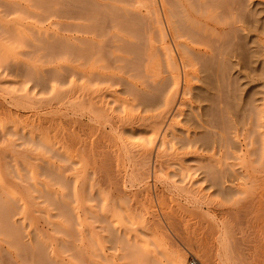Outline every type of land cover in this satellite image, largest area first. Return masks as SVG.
<instances>
[{
    "label": "rangeland",
    "instance_id": "1",
    "mask_svg": "<svg viewBox=\"0 0 264 264\" xmlns=\"http://www.w3.org/2000/svg\"><path fill=\"white\" fill-rule=\"evenodd\" d=\"M140 1L143 3L142 0H0V170L6 186L5 189L0 186V196L5 201L0 200V211L8 209L6 213L10 217H0V222H3L0 225L7 224L2 227L4 231L11 228L12 233L9 230L8 235L15 233V237L24 239L20 237L22 241H19L14 236L0 235V264H172L170 254L177 250L183 254L185 264H202L208 248L214 264H264V170L258 171L260 168H257L253 172L250 169L248 172L251 175L244 173L243 162L237 158H242L249 143L245 137L250 125L254 127V124L264 122V118L256 120L254 107L261 108V115L264 116V77L260 78L259 64L250 60V54L256 48V35L264 38L262 29L258 33L250 32L249 36L254 37V42L245 39L243 33L240 34L243 38L236 41L239 48L236 45L233 50L237 47L236 51L241 53L242 67H236L235 58L227 57L225 71L212 78V87L208 88L210 94L194 89L190 97L191 106L184 108L182 127L190 134L197 132L198 137L205 135L200 134L194 123L197 107H205L204 113H215L212 119L215 124L219 123V127L213 131H219L222 127L224 132L233 134L232 127L235 123L238 125L240 144L244 150L240 152L236 145L238 151L235 150L236 154L232 158L229 155L226 161L231 166L222 164L225 178L216 183L211 182L209 169L199 164H194L185 174L178 167H170L168 179L155 175L153 169L144 177H137V159L131 149L138 150V143L140 145L144 141V134H136L138 136L135 138L128 135L121 137L117 129L119 125L115 126L118 122H99L91 117L92 113L88 114L90 111L85 112L80 103L75 104L79 99L76 98V88L81 85L79 77L74 78L72 87L70 83H65V79L70 80L71 73L78 70L75 67L80 68L82 63L81 60L79 63L77 61L81 54V38L91 39V33L96 29L95 37L101 47L98 56L102 63L99 67L106 79L93 86L92 89L96 90L94 95L104 101L106 109L111 114L114 112L115 117H124L133 98L129 83L134 77L133 73H129L131 65L128 60H135L138 69L134 79L140 90H137V95L134 94L138 96L134 101L135 113L142 116L155 114V111L149 110V106L157 100L156 93L140 78L143 71L141 54H144V44L147 43L146 35L150 34L145 32L149 31L148 24L141 22L146 9ZM262 2L252 4L246 13L247 18L258 20L259 25L264 24V0ZM155 27L152 22L149 29L159 47ZM253 69H258V72ZM195 86L202 85L197 82ZM143 89L150 94L147 95ZM141 93L150 97L148 103H145L146 97L142 99ZM67 95L74 105H71ZM203 96L209 101L200 102L199 98ZM68 101L71 106L65 105V102L69 104ZM187 116H190L191 122ZM80 121L84 125L93 124L89 130L95 126L96 133L92 129L95 136H92V131L84 129L89 125H82L83 128L78 123ZM70 124H78L80 137L85 141L88 139V142H81L84 146H80L90 149L87 147V151L81 149L79 152L77 148L69 150L64 146V127ZM125 127L128 128V125ZM180 132L183 135L179 131L177 135L184 141L186 134ZM82 133L87 135L86 138ZM128 142L137 146L130 147ZM258 146L256 144L254 148L258 149ZM201 154L210 156L213 152L205 150ZM74 155L76 158L71 157ZM69 157L72 158L70 163L67 160ZM210 163L213 168L210 164L208 166L216 171V162ZM43 168L50 171L44 172ZM33 173L38 179H33ZM205 177L210 182L203 183L202 180L201 183L200 180ZM252 177L256 179L250 181ZM196 180L200 183L196 184ZM58 182L61 184L58 185ZM3 190L10 196L3 194ZM189 191L197 195L193 198ZM201 192L206 197H202ZM67 205L69 211L64 208ZM61 211L67 215L61 214ZM61 217H67L66 221ZM53 226L57 227L56 230ZM61 227H67L68 233L57 232L58 229L63 230ZM18 231L20 236L16 233ZM66 234L71 235L67 237ZM18 241L21 246L16 249ZM61 243L67 244L68 249ZM10 244L15 247L12 248ZM39 246L43 248H35ZM231 256L236 259L231 260Z\"/></svg>",
    "mask_w": 264,
    "mask_h": 264
},
{
    "label": "bare ground",
    "instance_id": "2",
    "mask_svg": "<svg viewBox=\"0 0 264 264\" xmlns=\"http://www.w3.org/2000/svg\"><path fill=\"white\" fill-rule=\"evenodd\" d=\"M142 1H143V3L140 1L141 2L140 4L143 5L142 7H144L146 9V14L143 17V20L141 18V22L143 21L144 24L146 22V24L149 25V26L147 25L149 31L145 30V32H149L150 34L146 35L147 36V43H145V44L143 43L145 46V50L143 49L144 54H141V55H143L141 57L142 58V65L141 66L143 68V71L141 72L140 78L143 79L144 82H146L149 85L150 90H152L153 92L155 91L154 93H156V96L153 94L157 99V100H154L155 101V102H153L154 105L152 103H151L152 105L149 104L150 106H152V107L149 106V110L155 111V114H153V115L149 114L146 116H144V115L142 116L140 114L135 113L134 101H135L136 97H138V96L135 97L134 94L137 95L136 92H138L140 90H138L139 84L134 79L136 77L135 72H136V69H138L137 68L138 66H136L137 64L135 63V60H132L133 58L131 59L132 60L131 62L128 60V62L131 65L129 73H133L132 76L134 77L131 81L129 80L130 81L129 88L131 90L130 92L132 93L133 98L131 100L130 108L128 110H125V112L123 114L124 117H119V116L117 117V115L115 117V115L113 114L114 112L111 114L109 112V110L106 109L107 106L106 107L104 106V103H103L104 101L102 102V100H100L99 98H98L99 99L98 100L97 97L94 95L96 90L94 91L92 88H94L93 86H96L97 84L101 83V81L104 78V75L101 72L100 67H99L100 63H102V60L98 56L99 50L101 49V47H100V43L96 40L97 39V37H95L96 36V33H95L96 29H94L93 27H92V29H94V30L91 33L93 37H91V39L88 37L81 38V44H80L81 45V54L79 56L80 58L77 60L78 63L80 62L79 60H81V62H82V63H80V68L75 67V68H78L77 71L71 70V71H74V73L72 72L73 74L70 72L72 75V76L71 75L70 76L72 78L70 77L71 79L70 78L69 79L71 81L68 80V78H67V81L65 79V83H70V85L72 87L75 84L74 78L79 77L78 80H79L81 85H79V84H77V85H79L78 88H82V89L79 90L78 88H76L78 90L76 98L77 99L79 98L78 99L79 101L76 99L77 102L74 101L75 104L77 105V103H80V105L82 107H84L83 109L85 110V112H86V110L90 111V112L87 111L88 114L92 113L93 115L91 114V117L98 119L99 122L102 120H104V122L110 121L111 123H112V121L114 122V120L116 122H118V123H115V122L114 123H115V126L117 124L119 125V126H117V129L120 130L121 137L128 135L131 138H135L136 136H138L136 134H141V133L144 134V141L140 145L138 143V146H139V148L137 147L138 150L133 149V148L131 149L132 150L131 153L134 155V158L137 159V160L134 159L135 161H137L136 163L138 166L137 177H139V178L144 177L145 175H147V173H149V171H151L153 169L152 171H153V173H155V175L159 174V175H162L163 177L165 176V178L168 179V169L170 167L171 168L172 167H178L179 170H181L182 173L185 174L187 171H190V169L192 167H194V164H199V165H202V168L207 167V169H209V172L211 175V178H210L211 182L216 183V182H218L219 179L221 180L222 178H225V177H223L222 164L225 163L226 167L231 166L226 162V161H228L227 159L229 158V155H231V158H232V155L236 154L235 150L240 149V152H242L244 150V149H242L243 147L240 144V139H239L240 134H238V125L236 123L234 124V126L232 125L233 126L232 127L233 134H231L230 132H227V133L224 132L223 130H221L222 127L219 128V131H213V129L215 130L217 128V126L219 127V125H218L219 123L215 124L216 122L212 119L215 117V116L213 117V114L215 115V113L213 111L212 112L209 111L207 113H204L203 108H205V107H203V108L197 107L196 108L197 115L195 116L194 112H192L193 115L195 116V117H193L194 123L196 124L195 126H197V128L201 131L200 134L208 136V138L205 136L204 137L203 136L198 137L197 132L190 134L189 132H186L182 127V122H183L182 117H184V115H185L184 108L187 105L191 106L192 103H191L190 97H191L192 91L194 89H196V90L201 89L205 93L208 92V88L212 87V84H213L212 78L216 77V75L219 72L221 73V71H225V69H226L225 68V66H226L225 59L227 57L230 56V57L235 58L236 59V62H235L236 67L237 66L242 67L243 60H242L241 55H240L241 53L239 54L236 51V49L238 47V44L236 43V41L239 40V38H243L242 35H240L242 33H243L245 39L250 40V41L252 40L253 42L255 41L252 39L254 37L249 36L251 31L254 33H258L262 29L263 30L262 32L264 33V24L259 25L258 20L251 21L250 18H247V16H246V13L248 12L247 10L249 9L248 7H250L252 4L256 5L257 2L259 3V2H262L263 0H142ZM152 22H154V24L156 25L154 30L156 31L158 38H159V47H157V45H156L157 43L153 37V33H152L151 29H149V27L152 26ZM244 33H246V34H244ZM86 34L87 33H85V35ZM145 34H147V33H145ZM258 35L259 34L256 35V38H257L256 48L251 52L250 60L253 61V63L259 64L258 67H259V70L262 74L260 78H262V77H264V38H261ZM158 38H157V40H158ZM236 45H237L236 49L233 50ZM231 48H232V50H230ZM82 60H84V62ZM142 68H140V69H142ZM70 69H73V68L71 67ZM253 70L258 72V69H256V70L253 69ZM33 71L34 70H32V72ZM32 72H30V73H32ZM75 72H76V74H75ZM70 73H68V74H70ZM165 73L168 74V76H165L166 75ZM223 73H225V72H223ZM54 79L56 80V78H54ZM104 79H106V78H104ZM110 79H112V78H110ZM197 82L201 83L202 86H195V83H197ZM77 85H75V86H77ZM129 88H127V90H129ZM142 88H144V87H142ZM82 90H83V93H80V92H82ZM215 91H217V90H215ZM70 92L71 91L69 89L68 93H70ZM100 92H102V91H100ZM141 92H142V89H141ZM143 92H146V94H147V90L145 91V89H143ZM79 94H81V95L79 96ZM97 94H99V93H97ZM146 94L144 96L141 93L142 99H143V97L145 99ZM149 94H147V95H149ZM128 95L130 96L131 94L129 93ZM141 95H140V97H141ZM68 97L69 96L67 95V99H68ZM149 98L150 97L148 96V98H147L148 100L146 99L145 103L149 102ZM68 100H70V99H68ZM199 100H200V102L209 101V99L207 97H204V96L200 97ZM70 102H71V105H74L73 101L70 100ZM70 102H69V104L65 102V105L67 104L68 106H71ZM140 103L143 104L142 102H140ZM252 103H253V101H252ZM76 105H75V107H76ZM255 105H256V103H255ZM78 107H79V105H78ZM254 107H255L256 120L257 119L259 120V118H264L263 114L261 115V113H262L261 108L259 109L257 106H254ZM81 112H82V110H81ZM141 113H144V112L142 111ZM121 114H122V112H121ZM257 115H258V117H257ZM222 116H224V115H222ZM253 117H254V115H253ZM188 118H186V119H188ZM215 120H217V119H215ZM189 121L191 122V119ZM254 121H255V119H254ZM71 122H73V121H71ZM78 123L80 124L82 122L80 121ZM192 123H193V120H192ZM223 123H222V125H223ZM73 124H75V123H73ZM73 124H70V126H68V127H66V126L64 127V129H65L63 132L64 133V136H63L64 137L63 138L64 139V146L69 150L77 148V150L79 152H81V149L83 151L86 149V151H87L88 146L82 148L80 145H82L83 140H84V143L88 142V139H87V141H85L84 138H81L80 136H82V135H79L80 132H78V130H80V129L77 128L78 124L75 125L76 127L72 126ZM84 124L85 123L80 124V125L81 126L83 125L86 127L89 125V124H86V125H84ZM107 124H109V123H107ZM80 125L78 127H80ZM91 125H93V124H91ZM91 125H89V128L88 127L84 128L83 126L82 127L84 129H86V130L88 129V131H90L89 129H90ZM125 125H128V128H126ZM224 125H226V124H224ZM253 126L254 127H251V125H250V128L248 130V135H247V137H245V140L247 138L249 139V143L247 144L248 146L246 145L245 153L242 155V158L237 156V158L243 162V166H244L243 169H245L244 173L245 172L249 173L248 171H250V169L253 170V172H255L254 170H256L257 168L261 169V170L257 169L258 171H262V169L264 170V131L263 132L261 131V129L264 130V122H262L260 125L258 122L256 125L254 124ZM82 127H80L81 130H82ZM93 127H94V129L93 128L92 129L95 130L96 127L95 126H93ZM248 127H249V125H248ZM125 128H126V130H125ZM92 129H91V131H92ZM119 130H117V131H119ZM178 131H179V133H181L180 131H182L186 134L187 138L184 141L181 140L180 137L177 135ZM92 133H93V131H92ZM95 133H96V130H95ZM84 135L86 138L87 135L83 134V136ZM93 135L95 136L94 133L92 134V136ZM231 135H233V136H231ZM17 137H19V136H17ZM89 137L91 138V135H89ZM79 138L82 139V141ZM93 139H96V138H93ZM79 140H80V142H79ZM99 140H101V138ZM37 143H38V141H37ZM128 143H129L130 147L131 146L133 147L135 145L131 142H128ZM91 144H93V143H91ZM256 144L259 145L258 149L254 148V146ZM84 145L85 144H83L82 146H84ZM236 145H238L239 148H237ZM135 146H137V145H135ZM182 150H187V152L186 153H180V151H182ZM205 150H210L213 152V154L210 156L202 155L201 151L204 152ZM76 155H77L76 157L78 158V153ZM186 156H189V157L186 158ZM256 156H257V158H255L256 159L255 160L254 157H256ZM71 157H75V155L71 156ZM71 157L67 158L69 163L72 162ZM80 157H84V156L80 155ZM26 159H27V156H26ZM82 159L83 158H81V162H82ZM67 160H65V161H67ZM62 161H63V159H62ZM81 162H79L78 164H80ZM210 162H216V164H217V170L216 171L212 170L213 164ZM189 163H192L193 165H188ZM208 164H210L209 166H211L212 168H210L208 166ZM5 168L6 167H4V170H5ZM47 168H48V166H47ZM52 169H53V167H52ZM58 169H59V167H58ZM42 170H44V172L46 171L45 168H43ZM48 170L46 171L47 173L50 171V170L49 171ZM7 171H8V169H7ZM53 173H52V175H53ZM46 175H48V174H46ZM63 175H65V174H63ZM249 175H251V174L249 173ZM44 176H45V174H44ZM240 176H242V175H240ZM246 176H247V174H246ZM51 177L52 176H50V178ZM53 177H55V176H53ZM3 178H4L3 173L0 170V186H1V188L5 189L6 186H5V182H4ZM241 178H243V177H241ZM33 179L34 180L38 179L36 177L35 173H33ZM52 179H54V178H52ZM210 179L208 177H205V178H202L200 180V182L202 180H204L203 183H205L206 181L208 182ZM245 179H243V180H245ZM255 179H256L255 177H252L250 179V181H254ZM248 180L249 179H246V181H248ZM200 182L197 180L195 181L196 184L200 183ZM28 184L30 185L29 181H28ZM59 184H61V183L58 182V185ZM38 185H40V184H38ZM80 185H81V183H80ZM14 186H15V184H14ZM30 186H32V185H30ZM40 186L42 187V185H40ZM19 189L20 188H18V190ZM43 189H44V191H46L45 187ZM190 191H192V190H190ZM3 192H4L3 194H7L4 190H3ZM17 192H19V191H17ZM26 192H25V195H26ZM36 192H38V191H36ZM189 192H187V193L189 194ZM39 193L42 194L41 192H39ZM187 193H186V195H187ZM190 194L191 195L193 194V198L197 195V193H196V195H194V192H192V193L190 192ZM190 194H189V197H190ZM8 195L9 194H7V197H8ZM205 195L203 194L202 197H206ZM54 196H56V195H54ZM41 197H42V195H41ZM48 197H50V196H48ZM200 197H201V195H200ZM1 198L2 197L0 196V200H3ZM30 199L33 200V198H31V197H30ZM200 199H202V198H200ZM204 199L206 200V198H204ZM12 202L14 203V201H12ZM28 202H31V201H28ZM13 203H11V204H13ZM44 203H46V202H44ZM5 204H4V207H5ZM9 205H10V203H9ZM35 205L36 204H34L33 206H35ZM30 206H32V205H30ZM10 207H11V205H10ZM63 207H62V209H63ZM58 208H61V207L58 206ZM64 208L67 209V208H69V206L67 205V207H64ZM65 209H64V211H65ZM7 210L8 209H6L5 211H2V212L0 211V217H2V218L7 217V219H8L9 214L6 213ZM69 210L70 209H67V211H69ZM41 211H43V210H41ZM64 211L63 212L61 211L60 213L66 214ZM32 212H33V210H32ZM35 213H36V211H35ZM45 213H46V211H45ZM40 214H42V213H40ZM44 215L46 216V214H44ZM60 216H62V215H59V217ZM38 217H40V216H38ZM61 218H63V217H61ZM9 219H10V217H9ZM63 219H65L64 220V222H65L67 217H64ZM63 219H61V220H63ZM75 219H77V218H75ZM70 220H67V221H70ZM47 221H48V219H47ZM52 221L55 222V221H57V219L55 221L54 220H52ZM70 222L72 223V221H70ZM0 223H3V222H0ZM4 224H5V221H4ZM66 224H68V223L66 222ZM66 224H64V226ZM0 226H1L0 228L2 229V231H4L3 228H4V226H7V224H5L4 226H2V224H1ZM55 226L58 227L59 225L56 224ZM55 226H53V227H55ZM61 226L63 227V225H61ZM57 227H55V230ZM65 228H66V230H65ZM65 228H62L63 230L58 229L57 232H59V231H63V232L66 231L67 232V227H65ZM73 228H74V226H73ZM1 229H0V232H2ZM6 229H8V228H6ZM10 229H8L7 231H9ZM12 229H14V228H12ZM7 231L5 232L6 234H4V232H2L3 234H0V235H8ZM10 231L12 233V230H10ZM66 232H64V233H66ZM76 232H77V230L75 229V233ZM11 233H9V235H8V236H11V238L13 236L14 237L16 236L15 233L13 236L11 235ZM16 233H19V231ZM60 234H63V233L61 232ZM20 235L21 234L19 233L18 236H20ZM69 235H71V234H69ZM69 235L66 234L67 237H69ZM8 236L7 237L5 236V237L8 239ZM20 237L19 238L15 237V238H17L16 240L20 241V239L22 238V237L21 238ZM70 237L73 238V236H70ZM11 238L9 237V239H11ZM22 239H21V241H22ZM202 239H204V238H202ZM65 240L66 239H64V241ZM19 241L17 242L18 247H16V249L19 248V246H21L18 244ZM200 241L201 240H199V242ZM203 241L206 242L205 240H203ZM67 243H69V242H67ZM74 243H75V241H74ZM201 243H203V242H201ZM4 244H6V241ZM21 244H22V242H21ZM61 244L64 247L68 246L67 244H66L67 245L66 246L64 243H61ZM10 245L12 247V244H10ZM26 246L28 247V245H26ZM13 247H15V246H13ZM27 247H25V248H27ZM46 247H48V246H46ZM77 247H78V245H77ZM204 247H205V244H204ZM35 248L38 249V248H43V247L39 246V247H35ZM53 248H58V247H53ZM67 249H68V247H67ZM204 249H207V248H204ZM204 249H203V251H204ZM204 253H205L203 256L204 260L202 261V264H214L215 262L213 261L212 256L209 255V248H208V252L206 250V252H204ZM170 256H171L172 264H185V259H184L183 254L181 253V251H179V250L173 251L170 254ZM230 258H231V260L236 259L235 256H231ZM237 259H238V257H237ZM75 260H77V259L75 258Z\"/></svg>",
    "mask_w": 264,
    "mask_h": 264
},
{
    "label": "built area",
    "instance_id": "3",
    "mask_svg": "<svg viewBox=\"0 0 264 264\" xmlns=\"http://www.w3.org/2000/svg\"><path fill=\"white\" fill-rule=\"evenodd\" d=\"M191 264H194V262H191Z\"/></svg>",
    "mask_w": 264,
    "mask_h": 264
}]
</instances>
